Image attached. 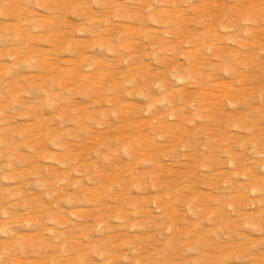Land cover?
Returning <instances> with one entry per match:
<instances>
[{
    "label": "rangeland",
    "instance_id": "rangeland-1",
    "mask_svg": "<svg viewBox=\"0 0 264 264\" xmlns=\"http://www.w3.org/2000/svg\"><path fill=\"white\" fill-rule=\"evenodd\" d=\"M0 264H264V0H0Z\"/></svg>",
    "mask_w": 264,
    "mask_h": 264
}]
</instances>
